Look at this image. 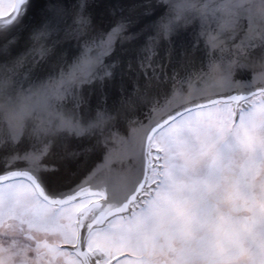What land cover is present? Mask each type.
Listing matches in <instances>:
<instances>
[{"label":"snow or ice","instance_id":"1","mask_svg":"<svg viewBox=\"0 0 264 264\" xmlns=\"http://www.w3.org/2000/svg\"><path fill=\"white\" fill-rule=\"evenodd\" d=\"M159 3L166 11L152 27L165 38L180 22L199 20L197 45L203 39L206 67L195 79L173 77L163 101L138 89L110 112L98 111L85 121L77 89L113 79L116 64L109 65L107 57L117 43L134 41L139 33L131 16L90 33L89 0H77L74 23L79 27L72 35L82 41L79 55L41 80L37 93L59 104L46 106L50 115L42 130L27 133L23 116L10 129L0 123V264H145L136 226L155 205L153 193L163 187L157 170L171 139L192 128L235 123L234 109L243 123L249 115L245 105L264 110V24L259 23L264 0ZM35 7V0H0V94L25 62L24 54L9 60L20 34L28 31L32 53L43 60L48 53L43 41L66 13L57 0H49L51 15L33 25ZM143 14L151 15L152 8ZM238 70L250 78L238 81ZM68 100L71 106L65 104ZM140 106L149 108L147 122L132 118ZM57 126L76 131L53 135ZM89 135L95 143L83 152L67 150L73 139ZM57 146L65 148L60 159L73 160L75 168L54 160ZM33 206L43 213L48 231L29 228Z\"/></svg>","mask_w":264,"mask_h":264},{"label":"clouds","instance_id":"2","mask_svg":"<svg viewBox=\"0 0 264 264\" xmlns=\"http://www.w3.org/2000/svg\"><path fill=\"white\" fill-rule=\"evenodd\" d=\"M245 110L243 123L234 109L235 123L214 130L211 147L194 133L171 139L157 170L163 187L135 232L145 264H264V110ZM42 129L34 122L32 131ZM241 224L248 227L237 243L228 230Z\"/></svg>","mask_w":264,"mask_h":264},{"label":"water","instance_id":"3","mask_svg":"<svg viewBox=\"0 0 264 264\" xmlns=\"http://www.w3.org/2000/svg\"><path fill=\"white\" fill-rule=\"evenodd\" d=\"M35 2L36 7L32 11L30 21L33 25L43 21L46 13L51 15L47 12L49 0ZM57 2L65 7L66 13L58 25L54 26L55 30L43 41L48 49L47 56L41 60L38 55L32 53L33 44L28 31L20 34L12 49L9 60L24 54L25 62L23 67L18 69L19 74H13L12 81L6 84L3 94H0V123L6 129L20 123L23 116L25 130L31 133L34 122L48 119L50 112L46 106L49 103L58 105L59 100H46L37 95L41 80L46 82L50 74H58L61 68H66L79 55L82 41L72 35L79 27L74 23L78 11L77 0ZM89 5L86 15L91 16L93 21L88 29L90 33L110 29L114 20L121 16H131L136 20L133 30L139 35L134 41L117 43L115 51L107 57L109 65L116 64L113 79L103 84L97 81L82 85L77 89L80 93L79 114L85 121L95 117L98 111L110 112L138 89L144 93L158 94L159 99L163 101V93L171 88L173 77L186 79L192 76L195 79V74L206 67L209 57L203 39L197 45L200 32L198 19L180 25L170 38H165L152 27L164 9L159 0H89ZM148 7L152 8V14L144 15L143 12ZM34 55L38 62H34ZM250 75L238 70L236 79L243 81L250 78ZM28 77L30 79H27ZM65 104L71 106V101H65ZM148 113L149 108L140 106L135 109L132 118L147 122ZM94 143L95 138L90 135L83 139L75 138L68 144L67 150L83 152L84 148ZM54 152L57 154L54 156L57 163L66 164L69 169L75 168L73 160L60 159L65 153L64 147L57 146ZM80 159L82 160L83 156Z\"/></svg>","mask_w":264,"mask_h":264},{"label":"rangeland","instance_id":"4","mask_svg":"<svg viewBox=\"0 0 264 264\" xmlns=\"http://www.w3.org/2000/svg\"><path fill=\"white\" fill-rule=\"evenodd\" d=\"M214 130L218 132L220 130V127L206 125L203 127L189 129L187 133L189 134L194 133L201 147H211L214 144V140H213ZM31 217H32L31 220L28 221L29 228L33 229L38 233H43L48 231V225L44 220L43 213L36 210L34 206L31 209ZM143 226H144V220H141L140 222H138L136 226V230L142 229ZM247 227L248 226L244 224H241L238 228L231 227L228 230V235H230V237L234 242L238 243L242 233L247 230Z\"/></svg>","mask_w":264,"mask_h":264}]
</instances>
